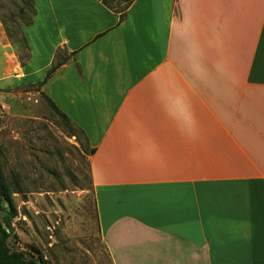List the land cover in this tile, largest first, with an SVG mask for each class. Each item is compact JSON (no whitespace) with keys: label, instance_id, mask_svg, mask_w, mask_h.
Listing matches in <instances>:
<instances>
[{"label":"crops","instance_id":"1","mask_svg":"<svg viewBox=\"0 0 264 264\" xmlns=\"http://www.w3.org/2000/svg\"><path fill=\"white\" fill-rule=\"evenodd\" d=\"M32 2L2 56L65 60L43 90L94 150L112 264H264V0Z\"/></svg>","mask_w":264,"mask_h":264},{"label":"rangeland","instance_id":"2","mask_svg":"<svg viewBox=\"0 0 264 264\" xmlns=\"http://www.w3.org/2000/svg\"><path fill=\"white\" fill-rule=\"evenodd\" d=\"M32 16L29 0H0V39L3 29L9 42L22 43ZM2 53L0 44V171L10 195L0 217L11 220V250L45 264H112L99 235L85 136L48 106L38 86L49 70L32 73L44 61L32 60L18 82L19 63H6ZM20 56L24 62V45ZM61 58L70 57L61 51Z\"/></svg>","mask_w":264,"mask_h":264},{"label":"trees","instance_id":"3","mask_svg":"<svg viewBox=\"0 0 264 264\" xmlns=\"http://www.w3.org/2000/svg\"><path fill=\"white\" fill-rule=\"evenodd\" d=\"M29 1L31 3V9L33 12V16L31 18L30 23L25 27H28L31 25L32 19L35 15L33 2H32V0H29ZM113 2H117V0H102V3L110 9H112L111 4ZM120 20H122V17H120ZM22 44H24V49L27 50L24 41H22ZM71 55H74V54H71ZM64 62H65V60L56 61V63L54 65H52L50 70L48 71V74H47L45 80L42 83H40L38 87H43L49 81L52 74ZM47 102H48V106L50 107L52 112L58 118H60L66 124L71 123V121L55 106V104L49 98H47ZM82 134H83V132H82ZM93 153H94V150L91 149L89 154L91 155ZM9 195H10L9 185L5 181L3 175L0 171V214L4 210L3 204H4V202H6ZM3 226H5L6 228L4 229ZM12 234H13V227L11 225V220L5 216L0 217V264H45L43 262V260H41V259H36L34 257H27L23 252L11 250L10 245H9V240H10Z\"/></svg>","mask_w":264,"mask_h":264},{"label":"water","instance_id":"4","mask_svg":"<svg viewBox=\"0 0 264 264\" xmlns=\"http://www.w3.org/2000/svg\"><path fill=\"white\" fill-rule=\"evenodd\" d=\"M3 228L5 229L6 227H5V226H3Z\"/></svg>","mask_w":264,"mask_h":264}]
</instances>
